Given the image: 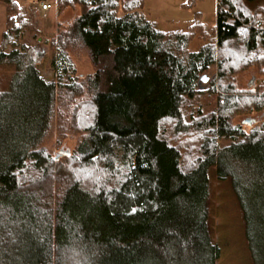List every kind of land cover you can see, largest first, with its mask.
I'll return each mask as SVG.
<instances>
[{
	"label": "trees",
	"instance_id": "1",
	"mask_svg": "<svg viewBox=\"0 0 264 264\" xmlns=\"http://www.w3.org/2000/svg\"><path fill=\"white\" fill-rule=\"evenodd\" d=\"M20 1L0 0L9 14L2 38L12 48L0 45V67L15 66L7 84L0 83V264H216L211 167L231 181L259 264L264 123L247 132L232 117L264 109V87L240 91L232 77L254 63L253 53L264 55L260 21L251 22L239 0H218L211 36L198 17L186 29L160 30L143 12L146 0H58L82 12L53 40L55 77L48 80L38 68L44 52L18 44L30 27ZM236 43L242 49L228 50ZM75 46L87 49L93 74H76L68 56ZM214 65L210 90L219 106L195 127L203 132L202 153L185 168L161 121L181 127L184 103L199 94L198 82ZM69 111L82 112L85 135L73 169L61 172L42 144L57 114L70 123ZM222 138L231 142L221 145ZM30 162L39 173L28 179Z\"/></svg>",
	"mask_w": 264,
	"mask_h": 264
},
{
	"label": "rangeland",
	"instance_id": "2",
	"mask_svg": "<svg viewBox=\"0 0 264 264\" xmlns=\"http://www.w3.org/2000/svg\"><path fill=\"white\" fill-rule=\"evenodd\" d=\"M49 1L53 3L50 10L43 12L39 8V3ZM249 0H239V7L248 11L251 22L260 21L258 28H264V0L248 2ZM238 2V1H237ZM20 10L30 27L17 40L18 44H25L36 47L44 52V57L38 62L41 74L48 80H53L55 75L51 67V55L53 52L52 42L59 36L61 30L73 23L81 15L82 8L78 5L62 6L58 0H21ZM144 14L157 23L160 30L173 31L186 29L190 21L196 17L205 25V30L211 36L215 34L217 24L218 0H146L143 8ZM9 14L6 5L0 2V45L7 50L12 48L3 42V32L7 28ZM251 23L241 28V34L247 36L251 30ZM15 41V40H12ZM242 49L241 45L230 44L228 50L236 51ZM35 55V50L30 51V57ZM68 56L77 75H88L95 72V67L91 62L86 48L75 46L68 49ZM264 55L252 54L254 63L248 67L238 70L232 77L236 88L240 91H248L264 87ZM15 71L14 65L0 67V83L7 84ZM218 73V66H212L206 74L208 81L198 82L199 94L192 100H186L182 107V123L178 126L177 121L166 118L161 121V133L173 145L178 146L182 153V165L185 168L194 166L202 153V131L195 127L201 119L215 112L218 109V94L211 92L212 80ZM203 74V75H204ZM218 78V77H217ZM252 85V86H250ZM220 92V90H217ZM263 93V92H262ZM89 105H83L84 114H88ZM82 113V112H81ZM80 112L75 114L69 111L65 113V119L61 115L55 117L52 123V131L43 142L42 147L47 154L55 158L61 150H69V155H63L55 161L61 164V172L70 170L72 166V156L76 155L77 146L81 138L85 135V124L82 123ZM78 116H77V115ZM253 118L257 122L250 126L243 122ZM65 120V121H66ZM264 123V109L260 111L237 112L232 117V124L242 126L247 132ZM192 124V125H191ZM230 139L222 138L219 143L226 145ZM119 153H121L119 151ZM75 167V165L73 166ZM120 168L122 165L119 164ZM75 169V168H74ZM32 162L24 170L26 178L38 175ZM107 175V174H104ZM210 196H209V224L213 242L220 247V257L216 264H255L252 250L246 235V224L244 214L238 198L234 192L229 179H219L215 167L209 169ZM90 185V184H89ZM259 264H264V255Z\"/></svg>",
	"mask_w": 264,
	"mask_h": 264
},
{
	"label": "water",
	"instance_id": "3",
	"mask_svg": "<svg viewBox=\"0 0 264 264\" xmlns=\"http://www.w3.org/2000/svg\"><path fill=\"white\" fill-rule=\"evenodd\" d=\"M201 81L207 82L208 81V76L206 74L202 75ZM255 121V119L250 118L244 121L246 124H252ZM70 151L69 150H61L60 153L56 155V159H59L63 155H69Z\"/></svg>",
	"mask_w": 264,
	"mask_h": 264
},
{
	"label": "built area",
	"instance_id": "4",
	"mask_svg": "<svg viewBox=\"0 0 264 264\" xmlns=\"http://www.w3.org/2000/svg\"><path fill=\"white\" fill-rule=\"evenodd\" d=\"M52 6H53V3L49 1H42L41 3H39V8L43 12L50 10Z\"/></svg>",
	"mask_w": 264,
	"mask_h": 264
}]
</instances>
